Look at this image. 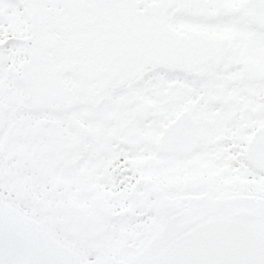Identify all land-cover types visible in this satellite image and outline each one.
Returning <instances> with one entry per match:
<instances>
[{"label":"snow or ice","instance_id":"1","mask_svg":"<svg viewBox=\"0 0 264 264\" xmlns=\"http://www.w3.org/2000/svg\"><path fill=\"white\" fill-rule=\"evenodd\" d=\"M0 264H264V0H0Z\"/></svg>","mask_w":264,"mask_h":264}]
</instances>
